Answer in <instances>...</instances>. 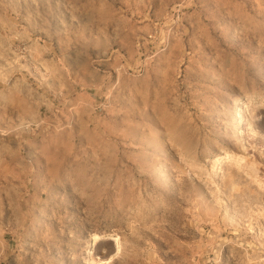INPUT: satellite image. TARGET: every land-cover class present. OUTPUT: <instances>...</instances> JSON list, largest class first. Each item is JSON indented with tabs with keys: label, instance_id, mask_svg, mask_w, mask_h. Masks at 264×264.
I'll return each mask as SVG.
<instances>
[{
	"label": "rangeland",
	"instance_id": "374dc122",
	"mask_svg": "<svg viewBox=\"0 0 264 264\" xmlns=\"http://www.w3.org/2000/svg\"><path fill=\"white\" fill-rule=\"evenodd\" d=\"M93 262L264 264V0H0V264Z\"/></svg>",
	"mask_w": 264,
	"mask_h": 264
},
{
	"label": "bare ground",
	"instance_id": "6f19581e",
	"mask_svg": "<svg viewBox=\"0 0 264 264\" xmlns=\"http://www.w3.org/2000/svg\"><path fill=\"white\" fill-rule=\"evenodd\" d=\"M238 102H239V101H237L236 104H238ZM239 103H240V102H239ZM239 105H240V104H239ZM93 237H94V236H93ZM97 238H98V237L95 236V237L93 238V240L96 241ZM114 241L116 242L117 249H119L118 238H114ZM92 264H95V263L93 262Z\"/></svg>",
	"mask_w": 264,
	"mask_h": 264
},
{
	"label": "water",
	"instance_id": "95a60500",
	"mask_svg": "<svg viewBox=\"0 0 264 264\" xmlns=\"http://www.w3.org/2000/svg\"><path fill=\"white\" fill-rule=\"evenodd\" d=\"M112 242L114 243V246H115V251H116V250H117V245H116V243H115L114 239H112Z\"/></svg>",
	"mask_w": 264,
	"mask_h": 264
}]
</instances>
